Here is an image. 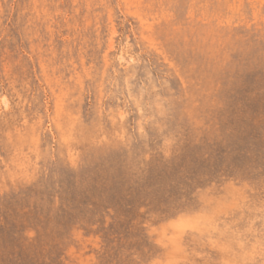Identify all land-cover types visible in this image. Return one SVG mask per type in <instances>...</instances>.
<instances>
[{
  "label": "rangeland",
  "instance_id": "374dc122",
  "mask_svg": "<svg viewBox=\"0 0 264 264\" xmlns=\"http://www.w3.org/2000/svg\"><path fill=\"white\" fill-rule=\"evenodd\" d=\"M0 264H264V0H0Z\"/></svg>",
  "mask_w": 264,
  "mask_h": 264
}]
</instances>
